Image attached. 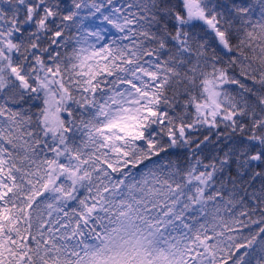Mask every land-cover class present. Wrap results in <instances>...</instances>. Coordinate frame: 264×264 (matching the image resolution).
Returning <instances> with one entry per match:
<instances>
[{
  "label": "snow or ice",
  "instance_id": "snow-or-ice-1",
  "mask_svg": "<svg viewBox=\"0 0 264 264\" xmlns=\"http://www.w3.org/2000/svg\"><path fill=\"white\" fill-rule=\"evenodd\" d=\"M0 264H264V0H0Z\"/></svg>",
  "mask_w": 264,
  "mask_h": 264
}]
</instances>
